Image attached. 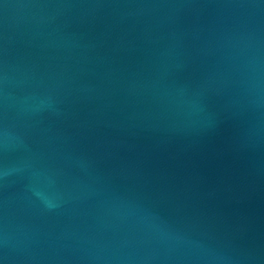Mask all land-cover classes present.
<instances>
[{
	"label": "water",
	"instance_id": "water-1",
	"mask_svg": "<svg viewBox=\"0 0 264 264\" xmlns=\"http://www.w3.org/2000/svg\"><path fill=\"white\" fill-rule=\"evenodd\" d=\"M0 264H264V0H0Z\"/></svg>",
	"mask_w": 264,
	"mask_h": 264
}]
</instances>
